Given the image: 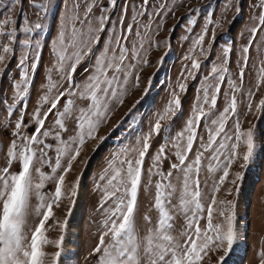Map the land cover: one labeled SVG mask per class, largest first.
I'll return each mask as SVG.
<instances>
[{"label":"snow or ice","instance_id":"obj_1","mask_svg":"<svg viewBox=\"0 0 264 264\" xmlns=\"http://www.w3.org/2000/svg\"><path fill=\"white\" fill-rule=\"evenodd\" d=\"M14 4L21 0H13ZM105 6L101 0H72V6L66 13L64 22L58 32L56 46L53 49L55 63L50 72L55 73L58 79L48 77L46 93L41 97L42 106L47 105L46 111L41 114L36 109L32 115L35 128L31 134L23 129L28 125L24 116L17 119L11 132V139L7 147L6 164L0 168V264H45L47 254L43 246L54 243L58 249L52 254V264H59L62 255L64 236L56 241L46 238L45 225L53 217V206H59V201L64 195L62 188L65 176L72 169V162L80 156L81 147L86 141L95 139L99 126L107 121L111 105L122 104L126 92V85L133 76L140 63L147 64L146 44H151L152 37L148 34L149 25L143 24L138 17L148 16L147 6L149 0H140L136 14L132 17L133 23H127L121 17L118 30L111 32L103 47L101 34L106 33L111 17L108 15L111 8L117 6V0H107ZM35 9L44 11L46 5L36 3ZM211 7V4L208 5ZM230 7V5H226ZM259 9L257 16L253 17V26L250 31L249 46H244L241 52V67L239 72L240 83H243L245 69L248 66L250 46L255 43L258 34L264 32V0H258L253 5ZM99 10V15H96ZM199 11L190 9L189 14ZM174 12L168 8L164 0L156 5L152 16H164ZM239 13V7H237ZM11 17L0 21V73L7 67L6 60L14 56L15 43H20L25 49L37 50L38 40L32 39V34L42 28L41 23L29 25L25 18L22 31L26 38L17 40L15 28L6 30L12 24ZM207 23L215 25L208 14ZM206 27L193 44V53L205 55L203 48ZM214 39V33H213ZM231 48L222 51L219 64H213L208 76L204 78L201 86V95L197 97L192 107V115L187 120L184 130L177 133L170 142L175 148V161L170 164L169 171L164 173L159 170V164L165 158L166 146H161L153 157V166L148 169L149 177L157 175L160 180L155 183V201L153 207L158 211V219L153 225L152 217L145 214L143 219L148 227L143 236L137 234L136 210L138 207V192L142 184L144 158L149 152L150 139L159 136L162 131L161 122L170 121L176 116L181 107V100L177 91H173L172 98L163 113L158 115L149 132L140 136L135 146L126 147L117 153L99 176L96 187L101 192L98 211L103 216L98 242L90 255L96 257V264H200V261L215 248L225 245V256L233 246L236 239L234 227V213L231 212V201L217 200L216 194L225 185L232 165L241 158L238 151L241 145L246 146L242 154L243 163L240 167H247L254 150L255 141L253 129H242L241 122L237 120L232 129L226 128L230 119L229 113L235 116L237 111L236 93L240 91L235 81H228L232 95L228 105L217 116L214 111L217 106L218 94L221 84L225 81V74L229 71L227 63ZM34 59H39V54ZM30 54L25 52L18 62L20 79L15 81V100L23 101L28 94L30 85V71L37 67ZM186 59L191 61L187 75L182 77L178 84L179 92L186 90V81L195 78V73L201 67L194 55ZM31 61V62H30ZM85 61L89 67L84 71L88 73L82 83H78L74 76L77 69ZM256 88L264 81V66H259L257 71ZM211 78V79H210ZM136 83L139 75L136 74ZM66 85V86H65ZM253 91L248 92V109H252ZM228 97V93H225ZM65 102L61 105V101ZM77 100L86 101L84 107H76ZM59 106V107H58ZM264 107V100L257 105ZM15 104L7 108L9 116L13 114ZM50 116H55V130L45 128V123ZM73 118L75 121V134L67 140L61 133L65 132V121ZM204 121V136H198V128ZM52 137L53 143H46L45 138ZM103 139V138H101ZM194 144L197 147L194 150ZM55 152V157L50 152ZM193 153L194 158H190ZM67 160V165L64 161ZM207 161L206 167L212 179L210 202L205 207L201 202L207 199L201 188L200 172L202 162ZM19 165L18 171H11L14 164ZM39 165V166H37ZM47 165L51 173L41 169ZM59 172V174H58ZM174 172L181 175L174 177ZM38 174L39 181L34 179ZM222 173L218 179L215 174ZM236 179L241 174L235 173ZM179 182V201L173 204L172 200L177 193ZM54 181V192L50 195L42 193L45 182ZM235 183V180L231 181ZM151 183V180H149ZM208 183L207 180L204 181ZM230 194V190H229ZM71 195H76V186L71 190ZM35 196L38 204L31 207L30 201ZM229 207L226 213L223 209ZM39 218L34 226H27L26 218L30 212ZM172 210L182 213L187 221L185 231L181 233L183 240L171 235L173 215ZM218 213L224 218L223 223L214 222V214ZM206 220V225L201 226L200 221ZM66 221L60 224L61 231L66 228ZM221 261L224 257L220 258ZM259 264H264V250L259 252Z\"/></svg>","mask_w":264,"mask_h":264},{"label":"rangeland","instance_id":"obj_2","mask_svg":"<svg viewBox=\"0 0 264 264\" xmlns=\"http://www.w3.org/2000/svg\"><path fill=\"white\" fill-rule=\"evenodd\" d=\"M107 5V0H101ZM160 0H149L147 6L148 16L138 17L142 25H149L148 34L152 37V43L146 44L147 64L140 63L133 76L126 85V92L123 96L122 104H112L111 111L105 123H102L97 132L96 138L86 141L81 147L80 156L72 162V169L65 176V184L62 188L64 195L59 201V206H53V217L45 225V236L50 241H56L61 235L64 236L62 244V255L59 264H96V257L91 256L92 249L98 242L99 232L103 216L98 211L101 200V192L96 187L98 178L103 174V170L109 161L126 147L135 146L138 138L149 132L154 125L158 115L168 106L172 98L173 91H177L181 100V107L175 117L170 121L161 122V134L153 135L150 139V148L144 158L142 184L138 192V207L136 210V230L137 234L143 236L149 225L144 221L145 214L152 217L153 225L158 219V211L153 207L155 201V183L160 180L157 175L149 177L148 169L153 166V157L157 154L161 146H166L165 158L159 164V170L167 173L170 164L175 161V148L172 147L171 140L177 133L182 132L187 120L192 115V107L196 103L197 97L201 95L200 89L204 84L205 76H208L213 64H219L223 49L231 48L227 67L229 71L225 74V81L221 84V92L218 94L217 106L214 110L218 116L228 105L232 95L228 81L232 80L240 87L236 93L237 111L235 116L229 113L230 119L226 123L227 129H232L234 123L239 120L242 129H253L255 150L247 167H240L243 163L242 154L246 146L241 145L239 152L241 158L230 168V174L225 185L216 194L217 200L231 201V212L234 213V227L236 239L233 246L225 256V245L222 248H213L200 261V264H259V252L264 250V107L257 105L264 100V81L260 82L257 89V71L259 66H264V32L258 34L255 43L250 46L248 66L245 69L243 83H240L239 72L241 67V52L244 46H249L250 31L253 26V17L259 13L258 8L253 5L258 0H164L168 8L174 12L163 18L152 16L156 5ZM36 3L46 5L44 11L35 9L33 0H21V3L14 4L13 0H0V21L11 17L13 23L5 26L6 30L15 28L17 40L22 41L26 34L22 31L25 18L29 25L41 23L42 28L32 34L33 40H38L37 50L25 49L22 44L15 43L14 56L6 60L7 67L0 73V168L6 164V151L9 145L11 132L17 119L23 114L24 122L28 125L23 131L31 134L35 125L32 115L36 109H40L41 114L47 109V105L42 106L41 97L46 93L49 75L53 79H58L54 71L50 72L55 63L53 49L56 46V39L61 28L66 13L72 6V0H36ZM211 4V7L208 5ZM140 5V0H117V6L111 8L108 15L111 17L106 33L101 34V44L107 41L111 32L118 30L119 21L123 17L125 24H135L132 17L136 14ZM226 5H230L227 7ZM239 7V13H237ZM190 9L199 11L189 14ZM99 15V10H96ZM208 14L215 25L207 23ZM208 28L203 48L205 55L199 52L193 53V44L197 37L205 28ZM214 33V39H213ZM4 42L0 37V43ZM28 52L30 58L34 59L39 54V59H34L37 67L30 71V85L28 94L23 101L15 100V89L13 84L20 79V69L17 67L22 55ZM190 54L194 55L201 67L195 73V78L186 81V90L179 92L178 84L182 77L187 75L191 61L186 59ZM31 62V61H30ZM4 67V65H0ZM89 67L87 61L80 65L74 79L82 83L88 73L84 71ZM139 75V83H136V74ZM211 79V78H210ZM66 86V85H65ZM253 91L252 109H248V92ZM228 93V97H225ZM65 101H61V105ZM15 104V110L11 116L7 113V108ZM86 101L77 100L76 107L86 106ZM59 107V106H58ZM56 117L50 116L45 123V128L55 130L54 121ZM66 131L62 132L63 139L67 140L75 134V121L68 118L65 121ZM198 136L206 138L204 131V121H201L198 128ZM103 138V139H101ZM46 143L55 142L53 138H45ZM197 144H194V150ZM50 156L55 157V152H50ZM190 158H194L193 153H189ZM207 161L202 162L200 180L201 188L207 199H202L205 207L210 202L212 177L207 167ZM67 165V160L64 161ZM39 166V165H37ZM18 163L14 164L11 171H18ZM50 174L51 169L45 165L41 169ZM241 174L236 179L235 173ZM59 174V172H58ZM222 173L215 174L218 179ZM181 175L174 172V177ZM34 179L39 181L38 174L34 173ZM151 180V183H149ZM208 183L205 184L204 181ZM235 180V183L231 181ZM177 193L173 197L172 203L179 201V182ZM76 186V195H71L73 186ZM55 182H45L42 193L50 195L54 192ZM230 190V194H229ZM31 207L35 208L38 199L33 196L30 201ZM226 213L229 207L223 209ZM173 221L171 235L180 239L181 233L185 231L187 221L185 216L172 210ZM39 218L32 214L31 209L26 218L27 226L34 227ZM66 223V228L61 231L59 225ZM224 218L218 213L214 214V222L223 223ZM201 226L206 225V220L200 221ZM43 250L49 254L45 258V264H52L54 254L58 249L54 243L43 246ZM224 257L221 261L220 258Z\"/></svg>","mask_w":264,"mask_h":264}]
</instances>
